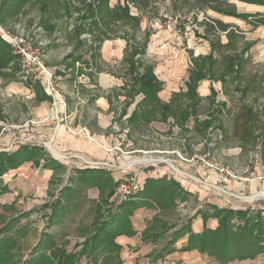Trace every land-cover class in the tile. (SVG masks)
I'll return each instance as SVG.
<instances>
[{"label": "rangeland", "instance_id": "1", "mask_svg": "<svg viewBox=\"0 0 264 264\" xmlns=\"http://www.w3.org/2000/svg\"><path fill=\"white\" fill-rule=\"evenodd\" d=\"M8 1L0 0V29L8 31L22 41L29 42L39 50L44 66L52 67L63 91L67 105V130L75 135L85 134L87 139L104 153L103 158L95 159L88 158L77 151L68 154L57 150L60 153L58 157L53 154L51 148L47 147L48 145H44L46 158L54 156L58 157L57 161H63L62 165L67 163L66 169L57 170L52 176L49 184L52 190L49 195H53L49 197L46 190L38 196L28 195L26 204L22 201L26 197H15L16 194L3 200L12 202L11 199H17L20 209L23 206L28 210L39 208L24 220L26 225L40 229V236L45 235H43L44 243L38 244L40 249L44 245L47 248L43 254V264H52L50 261L57 254L54 251L57 242H62V247L59 249L64 252L73 251L77 255L79 251L84 250L83 241L85 239L89 241L92 232L98 230L95 227L102 221L121 214V209L119 210L116 204L120 200L116 195L117 186L113 188L111 185L110 189L113 188L114 192L110 196L108 195L110 191L93 190L79 191L78 195L76 191L73 194L71 191H66L63 193L64 197H61L63 189L68 190L71 183H76L77 178L74 172L77 169H92L86 168L83 160L78 156L90 163H97L96 167L110 173L114 180H118L117 184L123 178L136 174L144 187L146 183L144 181L159 175L165 177V183H167V188H163L162 191L183 190L185 193V198L181 200L176 197L168 201L167 206L163 202L156 204L154 219L150 217L153 212L148 213V216L145 214L150 217L149 227L133 250L135 254L144 256L136 260V263L133 259L126 260V263H152L146 255L154 253L157 249L161 250L160 243L162 239H166L163 238L164 233L169 230L176 232L185 223L201 225L203 220L198 211H205V209L212 211L206 208L208 201L238 209L264 204V194L261 196L259 194L261 191H257L255 180L252 181L255 183L252 187L250 184L253 183H249L250 180L257 179L259 175L261 178L264 177V137L256 128L264 121V25H259L264 20V6L245 0H231L229 6L237 15L233 16L217 13L206 7L200 8L187 0H153L148 5L139 4V0L128 1L126 4L124 0H121L123 6L118 9L113 8L117 3L116 0H35V2L29 0L21 10L16 8L15 4L14 7L9 6ZM126 7L134 15L133 21H128L124 16L125 12L122 9ZM241 15L248 20L238 18ZM214 20L227 24L233 34L229 45L224 46V49L219 47L227 43L226 35L225 33L217 34V42L220 46L216 44L218 48L212 54L210 41L204 36L205 23H212ZM100 30H104L106 34H102ZM0 37L11 50H15L1 34ZM99 37L103 39L100 45ZM131 37H134L135 41L131 45L135 49L146 44L143 59L146 66L154 65L155 73L163 80V90L160 93L162 102L175 106L178 110L188 111L187 116L181 117L177 112L175 114L172 112L171 115L169 106V112H166L152 102L154 114L160 112L161 115L157 116V119H151L149 123H143L146 121L143 119L142 122L135 121L134 124H130L129 119L137 103L141 102L144 96L137 91L138 94L133 96V102H131L130 90L133 88V82L123 60L115 58L110 61L103 60L99 51L103 47L102 44L116 45L118 43L120 49H123L127 46L126 40ZM209 54H212L214 58L207 60ZM69 55H72L71 61L68 59ZM235 55L242 59L241 67L238 66L239 58ZM66 57L67 60L64 62ZM5 60L6 58H3V63ZM195 60H207L209 63L210 60L214 61L210 67V73L209 63L206 61L205 68L208 70V75L203 80L206 81L208 88L213 89V92L204 97L199 87L198 93L201 98L188 101L178 93L186 91L185 83ZM21 62V59L7 62L3 66H7L6 75L13 77L18 66L22 70ZM136 89L139 90V87ZM175 92L177 96L173 97L172 93ZM96 93L104 98L111 96L113 104L108 110L101 111L94 105L95 103L92 105L90 101ZM117 96L119 98H116ZM67 97H71V106L68 105ZM11 105L12 107L8 106L7 115L0 110L2 121V123L0 121V139L6 135L7 132L4 129L8 126L15 133L8 139L10 142L8 146H1L0 151L11 150L10 146L16 141L22 142L21 138L26 139L31 135L43 142V139L32 129L55 117L51 114L50 105L48 116L43 120L31 114L32 109L38 113L40 106L33 101L28 100L21 105L19 102H13ZM21 106L23 110L20 113ZM244 107L252 110V121L255 124L252 135L241 138L234 135L235 117L243 111ZM114 109H123L124 115L121 116V113L118 114ZM93 111L94 114L91 113ZM150 117H148L149 120ZM81 129H85L86 132H80ZM17 137L18 140H16ZM146 159L145 162H137ZM57 161L53 159L50 165H56ZM215 168L228 171L234 176L228 181L242 183V189L246 192L232 185L231 189L228 181L223 180L220 172H217ZM93 173L96 171L89 170L78 174L91 176ZM87 180L84 178L86 186L90 185ZM142 188L140 192L143 191ZM52 191L56 192L52 193ZM168 196L169 194L166 195ZM249 197L251 201L248 200ZM59 198L62 199V203L65 201L62 208L63 213L67 211V215L60 221L55 217L51 221L53 207L46 202H54ZM127 199L139 200L138 194L131 195ZM96 212L102 213L100 219L94 217ZM254 212L251 210V215L256 217L259 214L264 220V211L262 214L261 211ZM54 213L56 215L57 212ZM209 220L208 226L215 225L212 218ZM242 221H235L234 225H243ZM115 222L116 220L114 224H117ZM34 223L36 226H31ZM10 232L11 230L7 233ZM147 234L148 236L145 237L144 235ZM154 234L157 235L153 236ZM48 236L53 239L50 244L46 243ZM108 238L109 236L103 239L109 242ZM153 238L156 244L152 243ZM25 248L23 250L25 253L17 254L15 264H21V262L24 264L33 259L34 253L27 251L29 246ZM47 252H49L48 255ZM145 253L148 254L145 255ZM119 255L114 259L109 258V254L98 257L100 261H106L105 264H116L117 261L124 263ZM83 256L88 255L85 253ZM203 256L205 259L206 255ZM22 257L28 258L23 262ZM257 257L252 261L233 263L264 264V260L255 262ZM54 261L53 264H55ZM91 262L92 259L88 258L87 263L91 264ZM205 262L219 264L213 259Z\"/></svg>", "mask_w": 264, "mask_h": 264}, {"label": "trees", "instance_id": "2", "mask_svg": "<svg viewBox=\"0 0 264 264\" xmlns=\"http://www.w3.org/2000/svg\"><path fill=\"white\" fill-rule=\"evenodd\" d=\"M117 3L113 8H122L121 6V0H116ZM128 1L132 0H124L125 4ZM153 0H139V4H149ZM190 2H193L196 6L200 8H208L212 11L219 12L221 14H230L233 16H237L233 9L229 6V1L231 0H187ZM247 2L258 4L260 6H264V0H245ZM29 2V0H9L7 3H11L15 7L19 8L22 4ZM45 5V4H44ZM125 6V5H124ZM125 12V17L128 21H133V14H131L129 8L122 9ZM238 18H242L244 20H248L247 17L241 15L238 16ZM259 25H264V20L260 22ZM92 31V30H91ZM102 34H106L104 30H100ZM219 33H225L227 38V43L224 45L218 44L216 35ZM232 30L227 24L222 23L219 20H214L212 23H205V38L210 41V46L212 49V54L217 50V48L224 49V46H228L231 41L232 36ZM100 45L103 39L101 37L98 38ZM127 46H126V54L123 57V63L126 65V71L128 75H130L132 82H133V88L130 90V101L132 102L133 96L137 95V91H140L142 95L144 96V99L137 103L136 109L134 110V113L132 114L131 118L129 119L130 124H134L135 121L142 122V120H146L143 123H149L151 119H157L156 117L161 115L160 112L157 114H154V111L152 109V102H154L155 105H159L162 107L166 112H169V107L171 108V115L172 112L175 114L176 112L179 113L181 117L187 116L188 111L182 109L178 110L175 106L172 107L171 105H167L163 103L159 97L158 92L160 90V84L156 78V76L153 73L152 66H146L145 61L143 59V56L146 52V44L144 43V46L140 47L139 49H135L131 44H133L134 37H131L130 39L126 40ZM220 41V40H219ZM217 44V48H216ZM226 46V47H227ZM212 54H209L208 59H212ZM237 58L238 55H235ZM3 58H6V60L3 63ZM70 58V57H69ZM239 58V57H238ZM12 60V56L10 54V49L8 45L1 39L0 37V68H2L7 62ZM206 60V61H207ZM205 61V60H204ZM203 60L194 61L193 68L191 69V73L189 75V81L187 83V93L180 94L182 97L186 98L188 101H194L196 99H200L201 97L198 94V86L199 82L204 80L206 76L208 75V70L205 68L206 61ZM241 61L242 59L239 58L238 60V66L241 67ZM214 61L210 60L207 61L209 66V73L211 72V65ZM141 70V71H140ZM135 78V79H134ZM139 87V90L136 88ZM213 92V89H211V94ZM185 94V95H184ZM174 96H177L174 95ZM173 99V98H172ZM173 103V102H172ZM169 106V107H168ZM174 109V111L172 110ZM124 115V111H122L121 116ZM177 115V116H178ZM150 117V120L148 117ZM165 116V115H162ZM252 110L248 107H244L243 111L241 113H238L236 115V129L234 131V135L239 137H245V136H251L252 130L254 128V124L252 121ZM149 121V122H148ZM136 122V123H137ZM258 122V121H257ZM257 130H260L262 133V136L264 137V121L261 125L256 127ZM44 155V149L42 147L37 146H23L20 147L17 151H15L12 154L8 153H0V173H4L7 170H12L18 168L21 164L35 160L36 157H42ZM36 161V160H35ZM37 163V162H36ZM102 170V169H100ZM106 172V171H105ZM88 179V178H87ZM104 183L107 184L108 179L105 178L103 180ZM145 186L143 187V191L138 193V199L139 200H130L127 199L123 202H120L117 207H119V210L121 209V214L119 213L118 216H112V218H108L107 221H102V223L97 226L98 230L91 235L89 241L88 239H85L83 241V247L84 250L79 251L76 254L70 252H64L62 249H58L55 247L54 251L57 253L55 258H53L50 263L53 261L55 264H80L82 256L86 253L89 258L92 259L91 264H105L106 261H98L95 258H92L95 253L101 251L102 253H114L120 250V247L117 246L114 243V240L117 236L121 234H134L130 231V216L133 215L134 211L137 210L141 205L145 204V200L152 201L155 204H161L163 202L165 206L168 205V201L174 200L176 197L180 198L181 200L185 198L184 191H162L163 188H167L165 183V177H162L158 180L154 179H147L145 181ZM172 182V181H171ZM175 184V183H174ZM62 191V195L64 197L63 193H66V191ZM145 190V191H144ZM114 192L113 188L110 190V193L108 192V195H112ZM69 193L67 192V195ZM169 194L168 197L166 195ZM183 194V195H181ZM53 210L52 214L50 215V220L53 221V218L55 217L58 221L62 219L67 213H63L64 209L61 207L62 205V199H56L53 202ZM106 203V201H104ZM209 210L212 211H198L200 213L201 218L203 220L204 228L202 232L200 233H194L191 225L186 224L181 226L178 231L173 233L172 241L167 243V250L165 251L166 255L171 254L174 252V245L175 243L181 239L186 237V243L184 246L181 247L182 252L186 251H197L202 255H206L207 257L215 260L219 264H229L234 261H242V260H253L257 256L264 253V220L260 217V215H256L254 217L251 215L249 211H233L229 208H219L217 206H213L208 204L206 207ZM54 212L61 213L60 215H55ZM120 212V211H119ZM102 216V213H98L97 218L100 219ZM216 219L218 222V225L215 229H208L206 228V221L209 219ZM111 219V220H110ZM116 220L114 224V221ZM242 221L243 225L235 224V221ZM12 226L7 227L3 230V232H8L11 230ZM146 232V231H145ZM157 234H154L153 236H156ZM109 236L107 240L109 242H105L104 240ZM145 237L148 236L144 235ZM105 238V239H103ZM11 238H8V241L2 245H0V253L3 254L6 251L10 252V250L14 247V243ZM152 241H155L153 238ZM48 243V242H46ZM49 246V245H48ZM51 249V248H50ZM47 251V248L45 245L39 250L38 255L33 257L29 262L24 264H43V254ZM54 256V255H52ZM162 253L158 254L156 256V260L161 258ZM3 255H0V262L3 261L2 258ZM116 262V261H114ZM110 264V263H109ZM116 264H121V262H118Z\"/></svg>", "mask_w": 264, "mask_h": 264}, {"label": "crops", "instance_id": "3", "mask_svg": "<svg viewBox=\"0 0 264 264\" xmlns=\"http://www.w3.org/2000/svg\"><path fill=\"white\" fill-rule=\"evenodd\" d=\"M34 2H35V0H34ZM27 4H28V2L22 4L19 7L20 10L22 9L23 5H27ZM8 5L14 7L13 4H11V3H8ZM6 22L7 21L5 20V24L7 25ZM43 29L44 28H42V30ZM40 32H39V34H40ZM102 45H103V47L101 46L102 49H100L99 53H100V55H102L103 60L110 61L114 58L116 60H120V59L123 60V57L125 55L126 46L123 49H120L118 43L116 45L115 44H111V45L102 44ZM9 49H10V46H9ZM10 54L12 56L11 61H13V62L14 61H20V58L11 49H10ZM71 56L72 55L68 56V59H70V61L72 60ZM66 60H67V57L65 58L64 62ZM11 61H9V62H11ZM19 68L20 67L18 66V70H16V73L13 75V77H8L6 75V72L8 71L7 66L0 68V72H1L0 73V110L2 111L3 114L7 115L9 112V107H12L11 104H13V102H16V103L19 102V104L21 105V103H24V102H27L28 100H30L31 102L33 101V102L37 103L38 105H40L38 110H37L38 113H35L36 112L35 109H32L31 114L34 116H37L38 119L41 118L43 120L48 116V107L50 105V97L45 92V90L43 89L41 80L36 75H34V74L25 75L23 73V71ZM152 68H153V73L156 76V78L160 84V90L158 92V97L161 100L160 93L163 90V80H161L157 76V74L155 73L154 65L152 66ZM48 69L54 74L52 67H48ZM54 76H55V78H58L55 74H54ZM188 81H189V76H188L187 81L185 83L186 91H183L182 93L187 92ZM104 82H105V79H104ZM199 87L201 88V90L203 92L202 94L204 97L211 95V88L207 87L206 81L202 80L201 82H199L198 88ZM197 91H198V89H197ZM208 91H209V94H208ZM182 93H178V94H182ZM176 94H177L176 92L172 93V96L174 97V95H176ZM172 96H171V98H172ZM199 96L201 97V95H199ZM116 98H119V96H117ZM67 99H68V105L71 106L72 105V103L70 101L71 97H67ZM76 99H77V101H79V97H77V95H76ZM91 100L92 101H90V102L92 103V105L95 103L94 105L98 106L101 111L108 110L109 107L111 106V104H113V99L111 98V96L104 98L103 96H101L97 93L91 98ZM135 104H133V105H135ZM17 107H18V105H17ZM43 107H44V109H43ZM86 109H89V107H86ZM17 110H18V108H17ZM22 110H23V106H21V108H20V113ZM114 110H116V109H114ZM122 111H123V109L116 110V112H118V114L122 113ZM41 113H43V115H41ZM91 113L94 114L95 112L93 111ZM87 114H88V112L86 113V115ZM39 121H41V120H39ZM1 123H2V121H1ZM10 128L11 127L8 126L4 129V131L7 133L3 138L0 139V147L1 146H8V144L10 143L8 141V139H10L12 136H14L15 132H12V130ZM32 130L34 132H36V134L39 135L41 137V139H43V142H46V144H43V142H41V141H40V143H34V144L33 143H23L20 141H16V142L14 141L15 143L13 144L11 150L0 151V153L12 154L15 151H17L20 147H23V146H37V147H42L44 149L43 146L48 145L47 147H49V148L52 147L56 151L59 150L60 152H67L68 154H71V153L77 151L78 153H81L82 155H85L88 158L101 159L104 156L103 151L99 150L97 146L92 144L87 139L85 134L79 133L78 135H75V134L71 133L69 130H67V127L64 125V123L62 121V117L60 116V113L58 115H55V117L40 123L39 126L33 127ZM16 139H19V138L17 137ZM59 151H57V153H59ZM59 155H60V153H59ZM53 159L57 161L58 157L48 156V158H46V155L44 154L42 157H36L35 158L36 161L31 160V161H28V162L21 164L16 169L7 170L6 172H4L2 174L0 173V235H1L0 236V245L6 243L8 241V238H11L10 240H12L14 243V247L10 250V252L6 251L3 254L0 253V255H3V257H2L3 261H1L0 264H15L16 258H18L17 254L25 253V252H23V250L25 247L28 248V246H29V248L27 251L28 252L31 251V253H34L32 256L35 257L40 250V246H38V244L42 245L44 243L43 237L45 235L41 234V236H40V234H39L40 229L33 228V227H30L29 225H26V220H24L25 217L29 216L30 214H32L35 210H38L39 208H34L32 210H28L27 208H24V206H23L20 209V206H18V201H16L17 199L16 200L11 199L12 202L3 201V200H5V198H7L8 196L16 194L15 197H20V196H21V198L26 197V198H24V200H22L25 203V200H28V198H27L28 195L31 196L33 194V195L38 196V195L43 194V191H45V190L47 191V194L49 195V192L52 190V189H50L49 184L52 181L53 174H55L54 172L57 170L66 169L65 166L67 165V163H66V165H62L61 163L63 161H57L56 165L51 166L50 164H51V161ZM73 169H76V168H73ZM89 170H95L96 173H93L91 176H89L88 174H84V175L78 174L79 172H85V171H89ZM74 176H75V178H77L76 183H73V184L71 183L70 188L68 190H66V189L64 190V191H71L72 192L71 194H73L74 191H76V195H78L79 191H93V190H96L97 192L98 191H110L111 185L113 188H115L118 185L117 184L118 180L117 179L114 180L113 176L110 173H108L107 171L105 172L104 169H102V170H100V169H77L74 172ZM84 178H88L87 183H90V185H88V186L85 185ZM105 178L108 179L107 184L103 182V180ZM160 178H162V177H160L159 175H156V177L148 178V179L158 180ZM168 179H170V178H168ZM226 180L228 181V179H226ZM252 181H254L256 183V189H258L257 191H259V192L261 191L259 194L261 196H263V194H264V177L261 178V176L259 175L257 177V179L250 180L249 183H251ZM254 182H252L253 184H250V187H252V185L255 184ZM228 183H229L230 187L232 185V187H237L241 191L246 192L242 189L243 188L242 183L237 182V181H230V180L228 181ZM232 187H231V189H232ZM237 188H235V189L237 190ZM54 192H56V191H52V193H54ZM52 195L53 194L49 195V197ZM208 202H209L208 204H211L213 206H217L219 208H229V209H232L233 211L240 210V211H249L251 213V210H253L255 212L261 211V214L264 211V204L263 203L258 204V205L255 204V205L248 206L246 209H242V208L238 209L236 207L235 208L234 207H232V208L227 207V205L222 206L223 204L222 205L212 204L211 201H208ZM47 203H48V205L50 204V206H51V204H52V206L54 204L53 202L49 203V201L46 202V204ZM63 203H62L61 207H63ZM154 206H156V204L154 202L145 200V204L141 205L137 210L134 211V215H133V217H131V220H130V224H131L130 231L133 232L134 234H121V235L117 236L114 240V243L120 247V250L118 252L110 253L109 258L114 259V258H116V256H118V254H120L119 256H120L121 260L124 261V263L121 262L122 264H131L128 262L126 263V260L133 259V260H135V263H136L137 262L136 260H138L141 256L142 257L144 256L143 254H135L133 250H135L134 247L136 246V244L139 243V240H141V236L144 233H146L145 231H147V229L149 227L148 219L150 217L152 219H154V216H156V212L154 211L155 210ZM96 208H98V206H96ZM96 211H97V209H96ZM150 212H153V213H151L150 217H147L148 213H150ZM145 214L147 216H145ZM66 215L64 217H62V219L65 218ZM97 215L98 214L96 212L94 214V217L96 216V218H97ZM152 219L150 220V222L152 221ZM208 220L206 222V228L215 229L218 225L217 220L213 219L215 221V223H214L215 225H212V227L208 226L209 221H210V220L209 221ZM201 223H202L201 225H195L196 223H194L193 225L191 224V228H192L194 233L202 232L204 225H203V222H201ZM10 226H12L10 233H7V232L1 233V232H3L4 229H6L7 227H10ZM27 226H29V227H27ZM31 226H36V224L35 223L31 224ZM31 228H32V230H31ZM95 232L96 231H94L92 233L94 234ZM173 233L174 232L172 230H169L168 232L164 233L163 238H166V239H162V241L160 243L161 250L157 249L154 253L152 252V254H150L148 256L146 255L148 253H145L146 257L150 258V260L152 262V263H147V264H180V262H181V264H206L205 261H211V258L205 256V259H204V256L195 250L182 252L180 249L186 243V237L179 239L175 243V245L173 246L175 249L174 252L166 255L165 251L167 250V243L172 241ZM51 240H53V239H50V237L48 236V241H47L48 244L51 243ZM61 243L57 242L55 244V247H57L58 249L61 248L62 247ZM152 243L156 244V242H154V241H152ZM36 246H37V248L35 249ZM36 251H37V254H36ZM28 252H26V253H28ZM66 252L67 253H70V252L73 253V251H66ZM76 252H77V250H76ZM161 253L163 256H161V258L156 260L155 256H157L158 254H161ZM48 254H49V252H47V255ZM105 254H108V253L97 252L94 254V256H92V258H95L100 262L101 259L98 256L99 255L105 256ZM85 256H83L81 258L80 264H88L87 261H88L89 257L88 256L85 257ZM27 258L22 257L21 260L24 262ZM147 258H146V260H147ZM206 258L208 260H206ZM257 258L258 259L255 260V262H258L260 260H264V253L259 255ZM246 261H252V260L246 259V260L239 261V263L246 262ZM21 264H23V263L21 262ZM142 264H145V263L143 262ZM231 264H234V263L231 262Z\"/></svg>", "mask_w": 264, "mask_h": 264}, {"label": "built area", "instance_id": "4", "mask_svg": "<svg viewBox=\"0 0 264 264\" xmlns=\"http://www.w3.org/2000/svg\"><path fill=\"white\" fill-rule=\"evenodd\" d=\"M0 34L4 37L13 47L14 52L16 55L20 56L21 59V67L22 71L25 75L34 74L36 75L42 83L43 89L51 98L50 102V111L52 115H58L62 117V121L64 122L65 126H67V105L65 101V97L63 95V91L60 88L58 81L56 80L54 74L44 66V63L41 60V56L39 50L34 48L29 42L22 41L21 39L11 35L8 31H4L0 29ZM68 128V127H67ZM86 132L85 129H81L80 132ZM23 143H40L38 139L34 136H29L28 138L24 139L21 138ZM18 140V139H16ZM46 144V142H43ZM13 145L10 147L12 148ZM4 150V149H3ZM79 159L83 160L84 166L86 168L98 169L97 163H90L87 160L83 159L82 157L78 156ZM92 165V166H88ZM174 169V167L172 166ZM216 171L220 172V176L223 180L234 178V176L230 175L228 171L223 169L215 168ZM219 175V173H218ZM189 178H193L192 176H188ZM145 182V181H144ZM145 184V183H144ZM143 187V182L141 183L140 178L137 177L136 174L123 178L119 181L117 188H116V195L119 197V201L123 202L127 200L131 195H136L140 192L141 188ZM143 189V188H142Z\"/></svg>", "mask_w": 264, "mask_h": 264}, {"label": "bare ground", "instance_id": "5", "mask_svg": "<svg viewBox=\"0 0 264 264\" xmlns=\"http://www.w3.org/2000/svg\"><path fill=\"white\" fill-rule=\"evenodd\" d=\"M51 148V151L54 153V155H56V156H58L59 157V153H57V151L54 149V148H52V147H50ZM145 161H147V159L146 160H138L137 162H145ZM149 161V160H148ZM172 167V166H171ZM251 198L249 197L248 198V200H250ZM251 201V200H250Z\"/></svg>", "mask_w": 264, "mask_h": 264}]
</instances>
